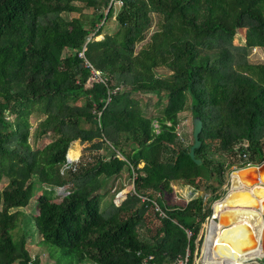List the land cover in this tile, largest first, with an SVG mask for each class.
I'll list each match as a JSON object with an SVG mask.
<instances>
[{
	"label": "trees",
	"instance_id": "trees-1",
	"mask_svg": "<svg viewBox=\"0 0 264 264\" xmlns=\"http://www.w3.org/2000/svg\"><path fill=\"white\" fill-rule=\"evenodd\" d=\"M116 1L0 0V264L39 263L26 235L13 236L32 197V222L66 260L58 264H142L150 256L170 264L187 247L193 254L211 209L199 197L183 209L158 199L167 219L149 238L140 232L147 207L139 196L157 200L152 193L167 194L172 183L220 188L227 168L264 161V64L247 60L250 49H264V0ZM106 25L111 32L95 40ZM238 30L244 43L236 45ZM83 46L103 80L78 57ZM148 95L158 114L144 111ZM184 110L203 123L200 166L188 155L192 136L187 147L178 142ZM85 139L95 149L69 160ZM240 151L246 157L235 160ZM216 154L231 161L207 159ZM125 169L138 174L130 186L139 196L131 190L122 199L113 189ZM46 187L63 193L54 201L40 193Z\"/></svg>",
	"mask_w": 264,
	"mask_h": 264
},
{
	"label": "rangeland",
	"instance_id": "rangeland-1",
	"mask_svg": "<svg viewBox=\"0 0 264 264\" xmlns=\"http://www.w3.org/2000/svg\"><path fill=\"white\" fill-rule=\"evenodd\" d=\"M116 9L117 8H115V10ZM89 11H90L89 9L85 10V12H89ZM113 20H114V17L112 18V21ZM155 21H156V18H155V16H153V23L154 24H155ZM100 22L103 23V21H100ZM107 27H108L107 25L103 27L102 34L100 36H97L95 38V40H100L104 34H108L111 32V31L107 30ZM110 28H114L113 25H111ZM244 32H245V30H238L237 31L236 37L233 41L234 44L239 45V44L244 43ZM247 60L251 64H264V49H260V48L250 49L248 51V54H247ZM142 99H143V97H141V100ZM144 100H145V103L147 105L146 107H144V111L146 113H148V115L158 114V108L156 106H154L155 102H156L155 96L148 95L146 98H144ZM180 117H181L180 121L176 127L177 137L179 139L178 142L183 147H187L191 143L192 116H191V113L189 111L184 110L181 113ZM6 119L11 120L12 116L8 115L6 117ZM28 121H29L30 126H31L28 142L31 145V147H33L34 145H33V137L32 136H33V132H34V129L36 127V124L38 122V119H36L35 114H33L28 118ZM88 140L90 141L91 139H85L82 141L77 140L73 143L74 149L72 148L71 151L73 150V152L75 153V156H74V158H71L69 160L78 159L79 155L81 154V151H84L86 153V151L93 150L94 146H93V148H91L92 146L89 144V142H87ZM45 142L47 143L48 140H45ZM46 143H44V144L41 143V145H39V146L42 147ZM261 143H264V139L262 140ZM98 152L100 154L103 153L100 151V149L98 150ZM241 154H242V152L240 151L237 154L235 160L241 159L240 156H243ZM226 155H228V154H225V155L224 154H222V155L221 154L207 155V159L208 160H211V159L219 160L220 162H224L226 164V163L231 161V158L226 156ZM250 165H253V164H250ZM141 166H143V164ZM235 168H238V167L235 165V166H233V169H232V167L229 169L227 168V171L225 172V183L220 188L218 185H216V183L214 181H208V182L200 181L199 183H197V185L199 186V189H193V187L187 186V185L179 186L177 183H175V184L172 183V184H170L171 192L164 194V195H166V197H164V198H163L164 195H162L161 192H153L152 194L155 196V198H157V200H152L154 202L150 201L149 204H148V202H146L145 205L147 207V210L144 212V224H143L144 228L142 230H140V232L142 234L149 236V238H152V236L155 235V233L157 232V229L160 228V226H161L160 218L155 214L156 212L154 211V208L152 207L154 203L158 202V199L161 200L163 205L170 206V207L176 206L178 209H183L186 207L188 202H190L193 198L199 197L203 201V204H204L203 207L206 210H210L211 207L216 202H219V201H222L223 199H225L226 196H228L229 192L231 191L230 174L232 173V171ZM133 174L129 173V171L125 169V171H123V173L120 175V178H117L115 181H113L114 182L113 189L114 188H117V190H120V189L123 190L124 189V191L121 190L120 192L116 193L119 198H122V199H123V197L125 198V195L132 190L131 186L134 185V184L132 185V183L134 181H136V180H134ZM136 176L138 178L137 173H136ZM109 183L111 184V182H109ZM210 186L215 187L216 191L212 192V190L209 188ZM113 189L111 191L112 193H110L109 195H114ZM40 193H42V196H43V194H45L47 196L51 195L52 198L54 199V201H57L58 197L56 195H60L63 192L61 189H54L53 190V189H48L46 187V188H44L43 191L41 190ZM131 194L133 196H139L140 195L139 193H138V195H136L135 187L131 191ZM218 195H219V197L216 198L215 196H218ZM139 197L141 198V196H139ZM144 197L145 196H142V198H144ZM142 198H141V200H142ZM35 204H36L35 203V197H32L27 206L19 208V211H20V223H19L20 227L19 228L20 229H18V230L16 229L13 233V236H14L15 240H17L20 238V235H23V234L26 235V238H27V246L26 247H27L32 259L38 260V262H39L38 264H58L57 258L61 259L59 249L54 248L51 245H46V244L42 243V236L35 229V223L32 222L33 221L32 217L37 213ZM165 219H167V218H165ZM165 219H162V221ZM171 221H173V223L176 224L175 220H171ZM202 224H204V221L201 223V225ZM187 231H188V229H185V233ZM200 231H201V228H199V230H198V235H199ZM48 249H51L52 252L55 253L56 255L51 254L50 251H48ZM65 261H66L65 259H61V263L65 262Z\"/></svg>",
	"mask_w": 264,
	"mask_h": 264
},
{
	"label": "bare ground",
	"instance_id": "bare-ground-1",
	"mask_svg": "<svg viewBox=\"0 0 264 264\" xmlns=\"http://www.w3.org/2000/svg\"><path fill=\"white\" fill-rule=\"evenodd\" d=\"M233 178L235 179V177ZM253 195L255 194L250 188L246 190L244 187L233 186L231 195L229 193L225 200L215 205V215H219V221L218 219H213V221L221 228V231L224 226L226 228L216 241L213 252L216 251L225 257L229 264L245 262L239 261L243 259L246 253L257 247V244L254 245L256 235L260 227L264 225L261 220L264 207L261 206L259 201L264 198L254 199ZM249 205L253 207L250 208ZM219 224H221V227ZM254 232L256 235H254ZM214 254L212 253V255Z\"/></svg>",
	"mask_w": 264,
	"mask_h": 264
},
{
	"label": "built area",
	"instance_id": "built-area-1",
	"mask_svg": "<svg viewBox=\"0 0 264 264\" xmlns=\"http://www.w3.org/2000/svg\"><path fill=\"white\" fill-rule=\"evenodd\" d=\"M116 3L119 5L121 4V1L117 0ZM84 51H85V47L83 46L82 49L78 52V57L84 59V65L90 68L93 78H96L97 80H103V78H101L100 76V71L92 66V64L86 58ZM243 157H246V155H243ZM133 177L134 180H136L137 176L135 173L133 174ZM142 202L143 203L150 202V199L144 197L142 198ZM157 203H154L152 206L154 208V211L156 212L155 214L160 219H165L166 213H164L159 203L158 204ZM213 219L216 218L213 217L212 215L206 219L207 221L205 225L201 228V231L199 232V235L197 236V239L194 243L195 249L193 251V254H191L189 247H187L184 255H178L170 264H228L227 262L221 259H216V257L215 256L213 257L212 255V247L214 245V240L216 236H218V234L221 232V228H219V226L216 225V223H214ZM185 234L188 240L192 238L193 233L191 230H188ZM261 253L262 252L260 251L259 254L261 257L259 259H253L251 262H248L246 264H264L263 262L264 255ZM152 260L153 257L150 256L147 258V260H144L142 264H153L151 263Z\"/></svg>",
	"mask_w": 264,
	"mask_h": 264
},
{
	"label": "water",
	"instance_id": "water-1",
	"mask_svg": "<svg viewBox=\"0 0 264 264\" xmlns=\"http://www.w3.org/2000/svg\"><path fill=\"white\" fill-rule=\"evenodd\" d=\"M202 128H203V123L202 120L199 116H195L192 118V140L193 143L189 149V157L191 158V160L197 165L200 166L201 165V160L195 158V150L199 149L201 146V141L199 139V136L202 132ZM233 169V167H232ZM235 177V179L233 178ZM230 187L231 189L233 188V186L235 187H246L250 188L251 191L254 192L255 195H253L252 197H255L254 199H261L264 198V161L258 164H253V165H246L245 167L242 168H235L232 173L230 174ZM229 195V194H228ZM227 198V196H226ZM225 198V199H226ZM224 199V200H225ZM223 201V200H222ZM216 202L213 205V213L215 217V205L222 202ZM261 206L264 207V199H262L261 201H259ZM260 209V208H259ZM219 217V215H218ZM219 219V218H218ZM263 222H264V214H263ZM256 244L258 246H261V250L262 253L264 255V225L263 227H260V230H258L257 232V238H256ZM257 259H259V257H257Z\"/></svg>",
	"mask_w": 264,
	"mask_h": 264
},
{
	"label": "crops",
	"instance_id": "crops-1",
	"mask_svg": "<svg viewBox=\"0 0 264 264\" xmlns=\"http://www.w3.org/2000/svg\"><path fill=\"white\" fill-rule=\"evenodd\" d=\"M73 151V150H72ZM118 178H120V176L118 177ZM245 189H246V187H245ZM248 189V188H247ZM230 193V195H231V191L229 192ZM224 200V199H223ZM250 208L251 207H253V206H249ZM248 208V207H247ZM213 213V206L211 207V213H210V215L209 216H207L206 218H205V220L208 218V217H210L211 215L212 216H214V214H212ZM262 217H263V214H261V220L263 221V219H262ZM215 218L216 219H218L219 217H218V215H216L215 216ZM204 220V224H202L201 226H200V228H202L204 225H205V223H206V221ZM218 221H219V219H218ZM220 225V227H221V224H219ZM261 227H263V226H261ZM225 226L223 227V229H222V231H221V234H218V238H215V240H214V245H213V247L215 248V244H216V241H218V239L220 238V235H222V233H223V231L225 230ZM256 229L254 228V231H255ZM260 230V229H259ZM254 235H256V233L254 232ZM257 236V235H256ZM257 242V241H256ZM255 245H256V243H255ZM213 247H212V253H215L213 256H216V259H221V260H223V261H225V262H227L228 264H229V261L225 258V257H223V256H221L218 252H213ZM260 251L262 252V250H261V246H258L257 245V247L255 248V249H253V251H251V252H248V253H246L245 255H244V257H243V259L242 260H240L239 262H243V261H245V262H243V263H237V264H246V263H248V262H251L253 259H257V257H261L260 256ZM259 254V255H258ZM261 254H263V253H261Z\"/></svg>",
	"mask_w": 264,
	"mask_h": 264
},
{
	"label": "flooded vegetation",
	"instance_id": "flooded-vegetation-1",
	"mask_svg": "<svg viewBox=\"0 0 264 264\" xmlns=\"http://www.w3.org/2000/svg\"><path fill=\"white\" fill-rule=\"evenodd\" d=\"M263 213H264V211H263Z\"/></svg>",
	"mask_w": 264,
	"mask_h": 264
}]
</instances>
